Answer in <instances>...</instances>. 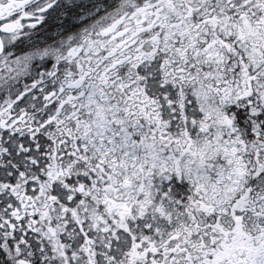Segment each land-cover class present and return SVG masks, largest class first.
Returning <instances> with one entry per match:
<instances>
[{"label": "snow or ice", "instance_id": "6c2138e0", "mask_svg": "<svg viewBox=\"0 0 264 264\" xmlns=\"http://www.w3.org/2000/svg\"><path fill=\"white\" fill-rule=\"evenodd\" d=\"M0 264H264V0H0Z\"/></svg>", "mask_w": 264, "mask_h": 264}]
</instances>
